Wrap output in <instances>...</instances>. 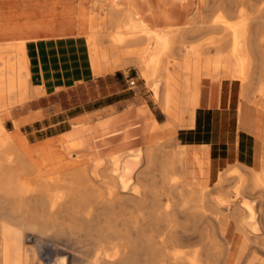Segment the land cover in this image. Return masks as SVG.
Segmentation results:
<instances>
[{
	"label": "bare ground",
	"instance_id": "bare-ground-1",
	"mask_svg": "<svg viewBox=\"0 0 264 264\" xmlns=\"http://www.w3.org/2000/svg\"><path fill=\"white\" fill-rule=\"evenodd\" d=\"M49 1L57 2L38 0L20 26L0 25L21 35L0 41L1 107L64 85L51 70L56 53L47 54L57 40L37 39L59 30L61 18L41 17ZM77 1L74 27H65L82 35L69 47L83 46L84 75L133 65L167 120L130 105L32 144L1 115L0 264H228L229 224L250 251L264 253V0H92L87 11ZM96 6L104 13L87 31ZM203 79L209 106L219 93H237L238 130L252 120L258 169L240 159L214 168L205 148L216 141L205 128L206 142L174 137L195 128ZM213 114L202 122L213 124ZM193 152L196 164L211 162L209 190L183 184Z\"/></svg>",
	"mask_w": 264,
	"mask_h": 264
},
{
	"label": "rangeland",
	"instance_id": "rangeland-1",
	"mask_svg": "<svg viewBox=\"0 0 264 264\" xmlns=\"http://www.w3.org/2000/svg\"><path fill=\"white\" fill-rule=\"evenodd\" d=\"M57 2L49 1L43 3L42 7L45 9L44 12L46 11L47 13L55 14L59 9L62 12L65 9L67 10V8H69V11H73L74 7L76 9L78 7L77 0H57ZM81 2L84 11H87L92 0H81ZM37 3L38 0H0V25H22L26 21L23 20L24 18H30L28 16V10L35 7L33 5H36ZM103 13L104 10L102 7H93V10L91 11L92 21L87 28V31H93L96 29L97 23L94 21V18L103 15ZM76 14L77 12L75 11L73 16H67L65 18H68V20L72 18L74 23L76 18H78V15ZM59 26L60 24L56 27ZM74 29L75 34H77L76 28ZM203 37L204 35L202 34L188 38L187 43L197 41ZM212 52L214 51L212 50ZM146 55L147 53L145 56ZM172 73L173 75L177 74L174 70ZM128 78H133L135 80L134 87L129 86V83L127 82ZM96 79L97 77L92 81V84H83L74 88L62 90L60 93L47 94L38 99L35 98L36 100L30 99L23 104L16 103L14 105H9L10 108L8 109H6V106H0V117L1 115L4 116L5 113H8L5 115L6 127L12 129V122L14 120V123L17 126H22L20 127V133L24 134L32 144L47 138H55L57 140V138L71 128L72 125L79 123L92 124L115 113L116 110L123 105L131 103L138 105V99H141L143 104H146L148 101L150 107L157 111L156 113L159 119L165 117L164 121L160 123L166 122L167 116L165 110L158 101L152 98L149 86L144 83L139 76L137 69L133 65H129L125 69L116 70L112 74L99 77L98 79H101L102 82H98ZM207 90V81L203 79L201 86V95L203 98L206 96ZM146 94L148 97L145 96ZM221 96L223 102L222 107L226 109H223L222 111H214L216 119L212 122L213 124H206L204 127L205 130L207 129L216 134L218 133L219 139L217 142H212L215 145L214 147L208 146L205 149L211 150L214 154V157L212 158V166L214 168L220 167L221 170H225L237 161L239 154L237 153L238 150L236 148L237 139L235 124L233 122L234 107L238 100V95L233 92L231 94L222 93ZM122 97H126V99L120 101L119 99ZM108 102L112 104L109 106H103ZM158 110L162 112L164 116L160 115ZM199 112L202 113L203 108H201ZM253 114L254 111H251L252 116ZM75 115H78L79 117ZM208 115L210 116L212 114L210 113ZM186 119H188V117L184 116V120ZM184 131V129H180L177 132V135H174V137L177 136L180 142H183L182 132ZM195 139L196 141H192L190 144H198L197 139L199 138L196 137ZM218 152L221 155L220 164L217 162ZM249 154L250 156H248ZM243 155L247 156L248 159H245V162L248 165L254 169L259 168V163L256 161V158H252L253 149L250 151H244ZM188 158V161H190V156H188ZM213 183L214 182L211 181L206 185L199 186L194 182L188 181L185 175L183 177V184L188 187H202L209 190V188L211 189L213 186ZM232 184L233 181L227 182L220 190L225 193V190L227 188L229 189ZM222 226L223 229L227 227L226 219L222 220ZM228 239L233 244L228 264H264V253L261 252V254L260 252L250 251L248 242L242 237V235L235 232V228L232 224H229L228 226Z\"/></svg>",
	"mask_w": 264,
	"mask_h": 264
},
{
	"label": "crops",
	"instance_id": "crops-1",
	"mask_svg": "<svg viewBox=\"0 0 264 264\" xmlns=\"http://www.w3.org/2000/svg\"><path fill=\"white\" fill-rule=\"evenodd\" d=\"M75 9L76 8L74 7L73 11H63V12L61 11V12H58L55 14L47 13L45 11L46 14L44 16H41L43 18H50V17L51 18H53V17L61 18V20L57 24V25L60 24L59 30H57L55 33H52V34H50V33H47V35L42 34L37 38L38 40H45V41L57 40V42H56L57 44L55 45V47H53L54 50L49 48L47 50V52H48L47 54L50 56V54L56 53V58H55V60L52 61L55 65L53 66V68L51 67V70H53L57 73V75L61 78V81L63 82L64 85L58 91L51 92L49 94L60 93L62 90H65L68 88H74V87H77V86H80L83 84H92V81H94V79H95V77H90L88 75H84L86 72V67L83 65V59L81 58V55L84 53L83 46L78 48V49H74V48L69 47L71 45L70 42H72L73 40H80L82 37V35L75 34L74 28L72 29V28L65 27V25L68 27H74L72 25L73 23L72 24H71V22L69 23L68 18H65V17L73 16L75 14V11H76ZM23 20H27V18H24ZM22 31H23V33H27V32L29 33V30H27V29H23ZM57 33H59V34H57ZM19 36H21V35H20V32L18 30L13 31L11 33L8 32V33H4V34H3V32H0V41L15 39V38H18ZM49 62H50V58H49ZM114 72L115 71L109 72L107 74H112ZM79 73H81V74H79ZM107 74L97 76L96 80L98 82H102L101 79L99 80L98 78L101 76H105ZM145 96L148 97L147 94ZM209 96H210L209 90H207L206 96L204 97V103L202 104V107H201V108H203V112L201 113V116H199V118H197V120H199V121L196 120L195 128L191 131L185 130L184 132H182V139H183L184 143H191L192 141H196V139H195L196 137L199 138V139H197L198 144L201 142H206V139H204L203 136H201V130L204 128V125H206L205 123L202 122L203 119L201 117L206 116L210 113L212 114V113H214V111H217V110L222 111L224 109V107H222L223 102H222V96L220 93L218 94L217 103L213 104V106L208 105L209 104ZM125 99H126V97H122L119 100L121 101V100H125ZM34 100H36V99L34 98ZM111 104L112 103L108 102V103L104 104L103 106H109ZM130 105L142 106L145 104H143L141 99H138V105L132 104V103L128 104V105H123L122 107L117 109L115 113H113L111 115L117 114V113H119V111L120 112L123 111L124 109H126ZM146 105L149 107L152 114L154 115V117L159 122L164 121L165 117H163L162 119H159V117L156 113L157 111L154 110L152 107H150V103L148 101H147ZM236 109L237 108H236V104H235L234 113H233V122L235 124V132H236V139H237L236 140V148L238 150L237 153H239L238 159L243 160V161H245V159H248L246 155L245 156L243 155L244 151H250L252 149H253L252 158L255 159V153H256L257 142H258V138L254 134L255 126L253 125L252 120L251 119L249 120V118H247L244 120V123H243L244 125L241 126L240 129L238 130V120L236 119L237 118ZM159 113H160V115L164 116V114L162 112L159 111ZM78 115H75V116H78ZM111 115H109V116H111ZM106 117H108V116H106ZM74 118H76V117H74ZM79 124H84V123H79ZM210 134L215 137V141L217 142L219 139V134L218 133L216 134L212 131ZM193 156H194V152H193L192 157H191L192 162H189L190 165L188 163V166L186 167L185 176H186L188 181L194 182L195 184H198L199 186L206 185V184H208V182L212 179V177L215 174V173L211 172V169H208V165L211 162L207 158H204L203 162L200 161L199 164H196L195 163L196 161L194 160L195 158L193 159ZM248 156H250V154ZM220 158H221V156L217 157V162L219 164H220Z\"/></svg>",
	"mask_w": 264,
	"mask_h": 264
},
{
	"label": "built area",
	"instance_id": "built-area-1",
	"mask_svg": "<svg viewBox=\"0 0 264 264\" xmlns=\"http://www.w3.org/2000/svg\"><path fill=\"white\" fill-rule=\"evenodd\" d=\"M127 82L129 83L130 87H134L135 86V80L133 78H128Z\"/></svg>",
	"mask_w": 264,
	"mask_h": 264
}]
</instances>
